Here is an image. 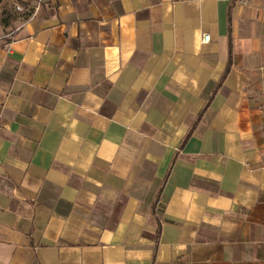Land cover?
Listing matches in <instances>:
<instances>
[{"label": "crops", "instance_id": "0c3cea01", "mask_svg": "<svg viewBox=\"0 0 264 264\" xmlns=\"http://www.w3.org/2000/svg\"><path fill=\"white\" fill-rule=\"evenodd\" d=\"M24 1L0 264H264V0Z\"/></svg>", "mask_w": 264, "mask_h": 264}, {"label": "trees", "instance_id": "16d2710c", "mask_svg": "<svg viewBox=\"0 0 264 264\" xmlns=\"http://www.w3.org/2000/svg\"><path fill=\"white\" fill-rule=\"evenodd\" d=\"M25 9L22 13H18L13 8H6L3 12V16L1 22L5 25V27H9L12 23H16L18 21L27 20L32 16V11L29 10L28 3L24 0H18ZM6 2V0H0V7Z\"/></svg>", "mask_w": 264, "mask_h": 264}, {"label": "rangeland", "instance_id": "374dc122", "mask_svg": "<svg viewBox=\"0 0 264 264\" xmlns=\"http://www.w3.org/2000/svg\"><path fill=\"white\" fill-rule=\"evenodd\" d=\"M18 7L25 9L23 4H21L18 0H6V2L0 7V35H5L9 33V30L14 26L15 23H12L9 27H5L3 22H1L2 14L6 8H13L18 13H22L18 10Z\"/></svg>", "mask_w": 264, "mask_h": 264}, {"label": "built area", "instance_id": "2783aa9c", "mask_svg": "<svg viewBox=\"0 0 264 264\" xmlns=\"http://www.w3.org/2000/svg\"><path fill=\"white\" fill-rule=\"evenodd\" d=\"M18 10L21 11V12H23V8H21V7H18ZM209 41H210V36L205 35L204 36V39H203V42L204 43H208Z\"/></svg>", "mask_w": 264, "mask_h": 264}]
</instances>
